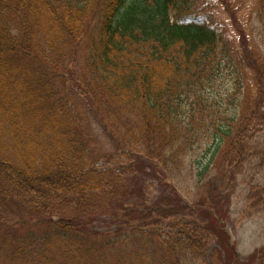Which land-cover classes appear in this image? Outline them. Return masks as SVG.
I'll return each mask as SVG.
<instances>
[{"label": "trees", "instance_id": "1", "mask_svg": "<svg viewBox=\"0 0 264 264\" xmlns=\"http://www.w3.org/2000/svg\"><path fill=\"white\" fill-rule=\"evenodd\" d=\"M212 3L0 0V220L12 216L17 230L34 231H6L0 264H183L186 253L207 256L212 231L192 220L131 224L135 212L119 206L128 225L92 227L116 178L99 165L66 90L76 44L89 34L84 89L119 146L133 148L118 152L129 158L125 170L145 159L164 167L185 143L206 142L213 154L241 148L264 123V62L239 50ZM251 68L257 103L247 99ZM238 96L243 103L230 100ZM229 103L237 106L224 109Z\"/></svg>", "mask_w": 264, "mask_h": 264}, {"label": "rangeland", "instance_id": "2", "mask_svg": "<svg viewBox=\"0 0 264 264\" xmlns=\"http://www.w3.org/2000/svg\"><path fill=\"white\" fill-rule=\"evenodd\" d=\"M213 1L219 22L239 50L245 47L249 56L264 62V0ZM96 21L95 14L88 17L89 29ZM88 40L87 36L76 44L66 95L82 119L99 165L114 168L109 173L116 178L108 181V191L102 194L103 207L92 227L114 232L123 219L119 206L127 208V213L135 212L126 217L131 224L163 225L173 219L192 220L210 227L212 239L206 258L189 252L183 257V264H264V118L241 148H226L223 153L213 154L206 142L185 143L181 149H173V161L171 153L165 157L166 166L145 159L139 164L136 161L134 169L128 172L124 167L129 158L118 152L121 148H133L124 143L119 146L120 135L111 136L106 130L98 102L84 89ZM245 76L248 102L257 103L258 70L251 68ZM243 97L230 100L243 103ZM235 106L225 104L224 109L232 110ZM153 149L158 151V147ZM114 209L118 211L116 217L112 216ZM123 223L128 225L124 219ZM17 227L20 225L16 218L6 216L0 220V237L6 231L34 232Z\"/></svg>", "mask_w": 264, "mask_h": 264}]
</instances>
